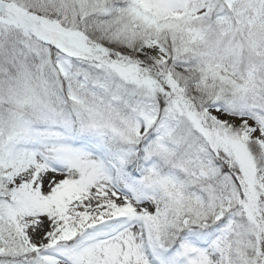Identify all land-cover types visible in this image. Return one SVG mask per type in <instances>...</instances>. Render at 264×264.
I'll use <instances>...</instances> for the list:
<instances>
[{"label": "snow or ice", "instance_id": "snow-or-ice-1", "mask_svg": "<svg viewBox=\"0 0 264 264\" xmlns=\"http://www.w3.org/2000/svg\"><path fill=\"white\" fill-rule=\"evenodd\" d=\"M0 264H264V0H0Z\"/></svg>", "mask_w": 264, "mask_h": 264}]
</instances>
